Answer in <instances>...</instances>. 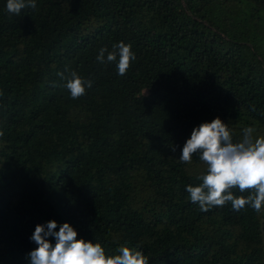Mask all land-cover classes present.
Here are the masks:
<instances>
[{
	"label": "trees",
	"instance_id": "16d2710c",
	"mask_svg": "<svg viewBox=\"0 0 264 264\" xmlns=\"http://www.w3.org/2000/svg\"><path fill=\"white\" fill-rule=\"evenodd\" d=\"M6 3L0 264H29L52 220L109 255L139 246L148 264H264V205L201 211L186 187L207 166L179 159L217 117L233 142L264 136V0H36L19 15ZM120 42L135 54L123 76L97 61ZM72 71L92 81L77 99L58 75Z\"/></svg>",
	"mask_w": 264,
	"mask_h": 264
},
{
	"label": "clouds",
	"instance_id": "9594fccd",
	"mask_svg": "<svg viewBox=\"0 0 264 264\" xmlns=\"http://www.w3.org/2000/svg\"><path fill=\"white\" fill-rule=\"evenodd\" d=\"M25 8H36V0H7L6 9L10 14L19 15ZM134 59L131 45L124 42L114 44L111 51L101 48L97 56L100 63L118 60L117 69L121 76ZM58 75L66 81L65 87L73 99L83 96L86 88L92 87L91 80L86 81L75 71L69 76ZM254 131L252 127L244 128L242 139L233 142L228 125L217 117L201 123L191 132L179 159L182 163H191L192 156L198 153L207 166L206 173L197 177L202 182L198 186L186 187L190 200L198 203L201 211L207 212L213 206L230 202L235 211L250 206L257 213L261 212L264 205V136L254 138ZM0 135H3L2 131ZM233 189L249 194L236 197ZM56 228L54 220L47 222L46 226L38 224L35 227L31 240L37 247L28 254L29 264H148V257L137 250L139 246H122L117 250L118 254L109 255L100 243L77 239L78 233L69 223H63L59 231H55ZM49 237H54V245Z\"/></svg>",
	"mask_w": 264,
	"mask_h": 264
},
{
	"label": "water",
	"instance_id": "95a60500",
	"mask_svg": "<svg viewBox=\"0 0 264 264\" xmlns=\"http://www.w3.org/2000/svg\"><path fill=\"white\" fill-rule=\"evenodd\" d=\"M261 232H262V235H264L262 222H261ZM263 241H264V237H263Z\"/></svg>",
	"mask_w": 264,
	"mask_h": 264
}]
</instances>
